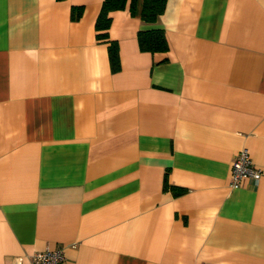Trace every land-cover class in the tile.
<instances>
[{
  "label": "crops",
  "instance_id": "crops-1",
  "mask_svg": "<svg viewBox=\"0 0 264 264\" xmlns=\"http://www.w3.org/2000/svg\"><path fill=\"white\" fill-rule=\"evenodd\" d=\"M102 2L0 0V264H264V0L111 12L117 72ZM243 148L262 176L232 188Z\"/></svg>",
  "mask_w": 264,
  "mask_h": 264
},
{
  "label": "trees",
  "instance_id": "trees-1",
  "mask_svg": "<svg viewBox=\"0 0 264 264\" xmlns=\"http://www.w3.org/2000/svg\"><path fill=\"white\" fill-rule=\"evenodd\" d=\"M166 0H142L139 17L145 24H155L162 14ZM136 0H103L95 21L96 39L108 44V58L112 72L120 69L119 48L115 41L109 40L108 30L111 25L110 13L124 10L128 7L132 15L135 14ZM82 14L81 7L72 8L71 19L76 21ZM138 47L141 52H166L168 44L161 28L140 30L137 33Z\"/></svg>",
  "mask_w": 264,
  "mask_h": 264
},
{
  "label": "built area",
  "instance_id": "built-area-1",
  "mask_svg": "<svg viewBox=\"0 0 264 264\" xmlns=\"http://www.w3.org/2000/svg\"><path fill=\"white\" fill-rule=\"evenodd\" d=\"M262 172L251 161L249 151L246 148L241 149L231 163L230 186L237 188L244 181L257 183L261 178ZM64 252L62 248L54 250H44L36 252L29 256L27 264H64ZM13 264H25L17 259Z\"/></svg>",
  "mask_w": 264,
  "mask_h": 264
}]
</instances>
